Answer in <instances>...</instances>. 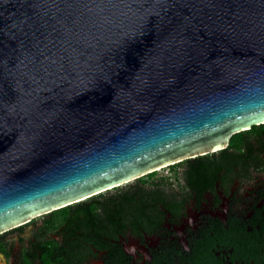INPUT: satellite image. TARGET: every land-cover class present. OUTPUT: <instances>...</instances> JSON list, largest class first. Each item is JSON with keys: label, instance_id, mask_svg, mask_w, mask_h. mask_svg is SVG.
Wrapping results in <instances>:
<instances>
[{"label": "water", "instance_id": "1", "mask_svg": "<svg viewBox=\"0 0 264 264\" xmlns=\"http://www.w3.org/2000/svg\"><path fill=\"white\" fill-rule=\"evenodd\" d=\"M264 124V0H0V233Z\"/></svg>", "mask_w": 264, "mask_h": 264}, {"label": "flooded vegetation", "instance_id": "2", "mask_svg": "<svg viewBox=\"0 0 264 264\" xmlns=\"http://www.w3.org/2000/svg\"><path fill=\"white\" fill-rule=\"evenodd\" d=\"M175 166L128 188L151 192L141 215L83 227L54 211L0 233V264H264V124Z\"/></svg>", "mask_w": 264, "mask_h": 264}, {"label": "trees", "instance_id": "3", "mask_svg": "<svg viewBox=\"0 0 264 264\" xmlns=\"http://www.w3.org/2000/svg\"><path fill=\"white\" fill-rule=\"evenodd\" d=\"M241 135L243 136L244 134L241 133L236 137ZM153 175L151 174L148 178L138 179L134 184L124 189L117 187L115 188L116 191L111 194H100L81 203L69 206L66 209L56 211L52 215L82 217L83 227H88L90 225L89 221L93 218L98 219L100 227L104 226L106 220L123 216L127 209L130 210L131 215H141L140 202L151 199V192L147 189H143L142 191H128V188L137 184L149 183V178ZM152 183L155 182L153 181Z\"/></svg>", "mask_w": 264, "mask_h": 264}, {"label": "rangeland", "instance_id": "4", "mask_svg": "<svg viewBox=\"0 0 264 264\" xmlns=\"http://www.w3.org/2000/svg\"><path fill=\"white\" fill-rule=\"evenodd\" d=\"M177 168L176 166L174 168H166V169H162L160 170L159 172H156L151 178H149V183H152L153 181L156 182L158 181L159 179L163 178V177H169V178H174L175 177V172H176ZM135 182H132L130 184H125L123 185L122 187L120 188H126L128 187L129 185H132L134 184ZM172 183H176V182H172ZM116 189H113L111 191H108V192H105L101 195H108V194H111L113 192H115Z\"/></svg>", "mask_w": 264, "mask_h": 264}]
</instances>
